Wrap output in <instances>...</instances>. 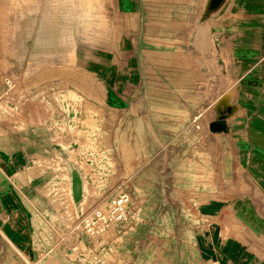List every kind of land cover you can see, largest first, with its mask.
Here are the masks:
<instances>
[{
  "label": "rangeland",
  "instance_id": "obj_1",
  "mask_svg": "<svg viewBox=\"0 0 264 264\" xmlns=\"http://www.w3.org/2000/svg\"><path fill=\"white\" fill-rule=\"evenodd\" d=\"M114 2L0 0V195L21 198L34 242L3 262L84 264L77 235L101 211L106 228L87 245L113 246L127 264H177L198 204L225 195L224 102L264 100V0H139L136 17ZM118 55L128 70L107 73ZM124 77L129 89L107 90ZM11 222L0 214V245Z\"/></svg>",
  "mask_w": 264,
  "mask_h": 264
},
{
  "label": "crops",
  "instance_id": "obj_2",
  "mask_svg": "<svg viewBox=\"0 0 264 264\" xmlns=\"http://www.w3.org/2000/svg\"><path fill=\"white\" fill-rule=\"evenodd\" d=\"M219 1L208 0L207 6L212 3L211 7L218 9L221 6ZM114 5L116 10L130 11L134 17L140 10L139 0H115ZM208 32L209 25L198 31L196 42L201 48L206 43ZM242 55L243 53H236L233 59L239 61L243 59ZM119 58V55L115 58V67H112L114 60L111 59L107 73H115V70L120 68L128 70L125 68L124 58L121 62ZM124 81L125 77L120 88L117 87L118 83H104L110 92L125 91L128 86H125ZM242 81L254 83L252 75H246ZM224 103L226 110L233 116H227L225 120L227 138L232 142L230 147L234 162L230 164V177L215 184L225 195L222 198L210 195L206 201L198 204L193 239L185 244V249L179 250L177 264H264V100L257 99L239 106L233 105L232 102V105H228L226 100ZM237 108L242 113L238 114L237 111L234 114ZM220 115H223L221 111ZM210 129L223 132L226 126L224 123H212ZM228 164L227 159L225 165ZM237 177L249 188L243 189L242 182H239L241 187L237 189ZM0 214L13 221L4 226L3 235L6 239L3 238L0 252L5 253L8 249L15 251L13 248L28 251L32 246L34 250L32 233L25 227L28 213L23 208L21 198L12 193L0 195ZM15 220L20 223H14ZM44 239L48 240L46 236ZM175 250L177 251L176 245L172 247V252ZM26 261L30 262L27 259ZM2 262L0 260L1 264ZM13 262L12 258L3 263ZM173 263L171 257L170 264ZM159 264H165L164 260Z\"/></svg>",
  "mask_w": 264,
  "mask_h": 264
},
{
  "label": "built area",
  "instance_id": "obj_3",
  "mask_svg": "<svg viewBox=\"0 0 264 264\" xmlns=\"http://www.w3.org/2000/svg\"><path fill=\"white\" fill-rule=\"evenodd\" d=\"M126 199H127L126 194L122 193L120 195V198L116 200L117 202L115 203L116 206L114 207L113 213L119 212V210L122 211L121 205L125 202ZM119 213L122 215L121 212ZM119 213H115L116 217L113 216V218L116 219L117 221H121L123 219V217H121ZM108 220H109V217L107 215L105 216L104 212L96 211L93 219H88L87 221H85V224H84L85 229L83 233L81 235H77V237L80 236V238H82L81 240L78 241L79 249H77L76 247L74 248L75 250H79V253L81 252L80 255L81 256L83 255L86 258L85 259V258L80 257L82 260L81 261L82 263L84 264H127L124 259L125 255H123V253H120L117 248L110 246L108 244L107 245L102 244L101 242L98 243L96 246L94 245L90 246L85 243V239L83 238L84 234L89 235V236L99 235L106 228ZM80 245H83L86 251ZM88 257H93V258L87 259Z\"/></svg>",
  "mask_w": 264,
  "mask_h": 264
},
{
  "label": "bare ground",
  "instance_id": "obj_4",
  "mask_svg": "<svg viewBox=\"0 0 264 264\" xmlns=\"http://www.w3.org/2000/svg\"><path fill=\"white\" fill-rule=\"evenodd\" d=\"M87 199V198H86Z\"/></svg>",
  "mask_w": 264,
  "mask_h": 264
}]
</instances>
